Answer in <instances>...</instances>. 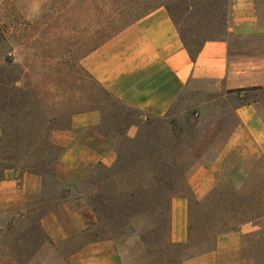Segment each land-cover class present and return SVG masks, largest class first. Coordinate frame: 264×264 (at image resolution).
I'll return each instance as SVG.
<instances>
[{
    "label": "rangeland",
    "instance_id": "rangeland-1",
    "mask_svg": "<svg viewBox=\"0 0 264 264\" xmlns=\"http://www.w3.org/2000/svg\"><path fill=\"white\" fill-rule=\"evenodd\" d=\"M210 1L0 0V66L4 65L5 57L12 63L5 73L0 69L4 73L3 79L0 77V108L5 110L2 116L8 132L13 131L18 123L17 119L20 121L23 118L20 110L31 117L37 104L41 106L44 118L49 121L56 119L57 125L70 123L72 112L86 111L101 105L103 100L87 77L82 59L95 47L158 6L167 8L193 49L204 40L217 38L228 42L232 55L264 54V37L236 38L228 34L227 23L232 0H217L216 7ZM259 4L264 16V0H260ZM221 11L224 13V26L213 29V25L221 22ZM262 25L264 26V21ZM14 79L17 81H13ZM246 100H256L258 114L264 118V92L252 91L243 93L240 97L229 91H215L214 85H200L186 90L166 115L165 129L171 137V151L188 168L185 182L172 190L173 198H187L188 227L191 226V231L210 235L209 242L201 246L193 240V245H189L183 253L186 258L208 252L214 246V234L203 226L208 220L209 204L205 198L212 190L217 192L216 202L221 206L228 205L227 194L229 195L230 190L238 192L236 197L239 201L244 200L253 206H258L260 202L257 197L264 195L260 191L264 189V155L256 152L242 163L238 157L240 151H234L224 163L218 183L205 197L197 199L188 188L191 168L197 163L209 165L216 159L236 125L235 108ZM114 112L112 108L106 109L108 117L104 119L105 124L112 126L118 120L114 117ZM154 118L158 117L150 119ZM141 129L142 127L139 130ZM92 145L99 149L102 144ZM105 145L112 148L110 141ZM258 161L262 170L260 183L257 184L252 182L251 174ZM95 166L96 164L82 177L83 187L78 181L77 188L81 187L86 192L82 198L94 216L93 225L83 233L73 232V239L69 241H49L38 222L43 212L54 210L61 200L55 180L49 179L45 182L43 197L28 203L21 216L0 217V264H70L71 251L92 240L112 241L115 245L116 264H158L153 237L144 231L145 221L155 218L146 219L143 218L144 215L133 218L131 226L134 232L127 233L118 226L117 217L121 215L119 208H113L116 204L120 206L121 202H126L129 193L134 196L129 200L138 208L141 203L138 196L142 191L136 190L137 183L132 182L136 172H129L130 181L135 185L131 184L126 195L120 193V187L112 193L114 196L105 195L106 188L111 187V173L102 165L90 174ZM99 183L107 185L102 186L103 194L98 200L93 188ZM143 192H147L146 188ZM75 194L71 193L70 197ZM108 196L110 200H107ZM172 199L168 205L169 228L165 232L168 239ZM100 200H106L103 206ZM263 212L264 208L247 213V218L261 223L262 231L257 238H242V257L251 259L255 264H264V218H259Z\"/></svg>",
    "mask_w": 264,
    "mask_h": 264
},
{
    "label": "crops",
    "instance_id": "crops-1",
    "mask_svg": "<svg viewBox=\"0 0 264 264\" xmlns=\"http://www.w3.org/2000/svg\"><path fill=\"white\" fill-rule=\"evenodd\" d=\"M259 3L260 0H232L228 34L236 38L264 37V16ZM82 66L114 100L139 112L126 130L129 138L137 135L139 125L147 119L166 116L188 89L214 85L215 91L226 92L264 86V54L232 55L225 39H214L204 42L192 58L164 6L146 12L90 51L82 59ZM257 105L236 107V125L216 159L209 165L197 163L191 168L188 188L197 199L215 187L224 163L234 151H240L242 163L254 152L264 155V118L258 114ZM101 123V112L92 108L76 112L66 129L50 133V141L63 148L53 172L58 184L72 190L95 164H114L116 152L96 132ZM92 143L102 145L96 149ZM44 190L41 176L6 170L0 180V217L21 216L28 203L43 197ZM170 206L169 241L186 244L187 198L174 197ZM94 221L85 200L75 195L60 200L57 208L44 214L39 223L51 243H61L73 239L74 233H83ZM261 231L257 220L241 224L217 235L211 250L187 258L182 264H255L242 257V238H257ZM69 262L116 264L115 245L110 240L82 243L71 251Z\"/></svg>",
    "mask_w": 264,
    "mask_h": 264
},
{
    "label": "trees",
    "instance_id": "trees-1",
    "mask_svg": "<svg viewBox=\"0 0 264 264\" xmlns=\"http://www.w3.org/2000/svg\"><path fill=\"white\" fill-rule=\"evenodd\" d=\"M210 2L214 7L217 6V0H211ZM169 15L190 57H196L204 42L217 39L204 40L196 49H193V47L188 44L183 31L179 28L178 22L170 13ZM220 16L221 22L218 25H213V29L224 26V24H222L224 18V13H222V11ZM3 61L4 65L0 66V69L4 72L12 63L8 57H5ZM3 72H0V77H2V79L5 73ZM87 77H89L94 88L103 100L101 105L93 107L99 109L102 114V123L98 126V133L112 143V148L117 154V159L113 166L110 168L104 167L105 170L111 173L109 178L111 187L106 188L105 195H112V193L120 188L122 189L120 193H125L126 195L131 184L133 186L135 185L132 182L137 183L136 190L142 191L141 195L138 196L141 200L138 208L136 206L134 207V204L129 200L134 197L133 193L127 194L128 200L124 203L121 202L120 206L118 204L114 205L113 208H119L121 212V215L117 217L118 226L123 228L124 231L126 230L127 233H133L134 229L131 226L133 218L139 215H144L143 218L146 219L154 217V220L145 221L147 223L144 227L146 228L144 231L150 233L153 237V245L159 260L158 264H182V262L188 258L183 254L188 246L193 245L195 240L199 246L206 244L210 240V235L197 234L191 231V226H189L186 244L171 243L168 239V235L165 236V232H167L169 228L168 205L173 198L174 193L172 190L177 185L185 182V173L188 171L184 161L171 151V137L165 129V120L167 116L147 119L144 123L139 125L138 130L141 127L142 129L139 130L136 137L131 139L127 136L126 130L136 120L139 112L126 108L124 105L114 100L100 85L94 82L88 74ZM15 80L16 79L13 81ZM252 91L264 92V87L237 89L229 91V93H235L241 97L243 93L247 94ZM250 103L257 102L256 100H246L238 106ZM107 108H112V110L115 111L114 117L118 119L113 122L112 126L105 124L104 119L108 117L106 114ZM19 112L21 114L20 116H23V118L20 121L17 119L18 123L13 127V131L8 132L7 127H5V122L3 121L5 110L4 108H0V168H2L0 180L4 178V172L6 170L14 169L21 173H33L41 176L45 187V182L49 179H53V172L56 164L63 154V148L54 145L50 141V133L54 130L66 129L69 123L57 125L56 119H51L50 121L46 120L44 118V112L38 104L35 105L31 117L28 114H24L23 110ZM75 113L76 112H72L71 116ZM103 126L105 127L104 129H102ZM181 138L183 139V137ZM262 160L264 161V157ZM260 164L259 161L256 163L251 174L253 183H260V171L262 170ZM100 167H102L100 163L96 164L90 174L96 171V168ZM131 171L136 172L132 182L129 178V172ZM82 180L83 178L80 180L81 187L84 185ZM54 183H56L59 188L61 200L68 198L73 192L79 197L86 195V192L81 189V187L77 189L79 183H77L72 190L61 186L56 181ZM104 185L107 184L99 183L93 188L97 194L96 198H98V200L103 194L101 191ZM144 188H146L147 192H143ZM230 191L231 192H228L229 195L227 194L228 205L226 206H221L216 202L217 192L215 190H212L205 198V201L208 202L210 207L207 206L208 220L204 222L203 226L209 229L215 237L221 233L234 230L241 224L253 222V218L246 217L247 213L252 211L256 212V210L264 208V195H259L257 199L260 204L258 206H253L245 203L244 200L239 201L236 197V195H239L237 191ZM260 191L264 193V189ZM109 197L110 196H108L107 200H110ZM154 199H157V201ZM150 200H152V202ZM100 201L101 206H103L106 200ZM45 213L46 212H43L42 215ZM259 218H264V212ZM38 227L40 230L39 224Z\"/></svg>",
    "mask_w": 264,
    "mask_h": 264
}]
</instances>
